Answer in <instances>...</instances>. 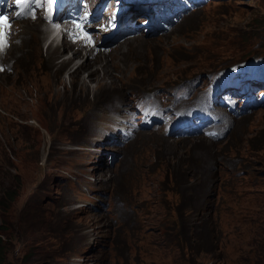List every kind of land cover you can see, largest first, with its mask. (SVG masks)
I'll list each match as a JSON object with an SVG mask.
<instances>
[{"label":"rangeland","instance_id":"rangeland-1","mask_svg":"<svg viewBox=\"0 0 264 264\" xmlns=\"http://www.w3.org/2000/svg\"><path fill=\"white\" fill-rule=\"evenodd\" d=\"M212 1L143 43L102 47L101 33L86 32L106 53L95 77L72 73L86 59L83 50L66 61L77 46L45 61L53 32L45 20L33 23L40 33L15 21L11 50L0 52V144L23 181L3 225L4 264H231L249 250L248 230L264 221V108L236 117L221 109L230 130L217 140L137 129L115 145L100 119L128 102L133 123L131 98L264 54V0Z\"/></svg>","mask_w":264,"mask_h":264},{"label":"bare ground","instance_id":"bare-ground-1","mask_svg":"<svg viewBox=\"0 0 264 264\" xmlns=\"http://www.w3.org/2000/svg\"><path fill=\"white\" fill-rule=\"evenodd\" d=\"M5 8H6V11H9V6H8V4H6V6H5ZM36 21L37 20H35V21H32V20H29L28 21V23L29 24H31L30 25V27H33L38 33H40V30L35 26V24H33V23H36ZM40 23H43V22H40ZM44 24V26L45 27H48L45 23H43ZM70 24H69V22H67L66 23V25H65V30H63V32H64V39H63V41L61 42V43H57L56 45H55V43L57 42L56 41V35L54 36V37H52V34H53V32L51 33V35H50V40H51V43L49 44V46L46 48V53L43 55L44 56V58H45V61L47 60V59H51V55H53L54 53H56V50L55 49H59V48H61V49H64V51H62V53H64L65 52V50L67 51V50H69V49H71V48H73V46H77V49L76 50H74V54L72 55V57H70V58H68V59H66V61L67 62H73V61H76V58H78V59H80L82 56L81 55H83V50L85 51L84 52V58L86 57V59H85V61H79V60H77L76 62V69L72 72V73H77L78 71H84V70H89V69H92L91 71H90V73L89 74H91V76L92 77H95V75H96V71L94 70L95 68V66L97 65V63H98V59H99V56H100V58L102 59L103 57H106V53L104 52L103 53V51L102 50H98L97 48H99L98 47V44L93 40V38L95 37V35L96 34H93L92 35V41H91V38H90V36L87 34V33H85V35H84V37L82 38V39H77V32H76V28L74 27V26H69ZM69 26V27H68ZM49 28V27H48ZM12 29V26L10 27V28H6V29H0V52H3L4 51V49L5 50H9L10 49V44H7L8 43V39H9V35H7L6 33H8L9 34V32H10V30ZM79 31V30H78ZM81 34V33H80ZM10 36H12V34L10 35ZM45 36V35H44ZM100 37V36H99ZM12 38V37H11ZM145 37H143V36H137V37H134V38H131V39H128L125 43H129L130 41H132L133 39H135L136 41L137 40H139V39H142L141 41H140V43H143V42H146V41H144V40H146V39H144ZM71 40V41H70ZM37 41V40H36ZM21 42V41H20ZM19 42V43H20ZM26 42H27V40H26ZM87 42H90L89 44H90V46H89V48H85V47H87ZM35 43V42H34ZM136 43H138V42H136ZM7 44V45H6ZM21 44V43H20ZM24 44V43H23ZM33 44V43H32ZM35 45V44H34ZM38 45V44H37ZM15 46V45H14ZM32 46V45H31ZM101 46L102 47H107V46H109V44L108 43H102L101 44ZM34 48V47H33ZM17 49V48H16ZM11 50V49H10ZM27 50V49H26ZM22 51V50H21ZM20 51V52H21ZM28 51V50H27ZM107 51V50H106ZM31 52V51H30ZM40 52H42L41 51V47H40ZM39 52V53H40ZM14 53H16V52H14ZM19 53V52H18ZM25 54H27L28 55V53H25ZM42 54H43V52H42ZM109 54V53H108ZM107 54V55H108ZM4 55V54H3ZM30 55V54H29ZM6 56V55H5ZM25 59V58H24ZM101 59H99V60H101ZM75 65V64H74ZM98 66L100 67V62H99V64H98ZM94 68V69H93ZM102 71H103V69L100 67V70H99V72H98V75L99 74H101L102 73ZM84 83L86 84V80L84 79ZM111 89H112V91H114V88L113 87H111ZM150 90V89H149ZM111 97V96H110ZM116 97V96H115ZM123 99V98H122ZM107 100V99H106ZM106 100H105V102H106ZM115 101V100H114ZM128 103V102H127ZM127 103H120V105L119 104H116V105H114L111 109H107L108 110V112H109V116L108 115H106V114H101V116H100V119H101V121L103 122V123H105V121L106 122H108V123H111V125L112 126H110V133H111V136L113 137V139H115V142H113L115 145H121L122 143H126V142H130V140L132 139V136L134 135V132L136 131V129H134L133 130V134H128V136L127 137H124L122 134H120L119 133V131H118V129L120 128H124V129H127V130H129L130 129V127H121L120 126V124L121 123H129V122H131V120L133 119L130 115H127V114H125L124 112H128L127 110H128V108L126 109L125 107H124V105H127ZM108 107V106H107ZM103 110V109H102ZM106 110V109H105ZM99 111V110H98ZM97 111H94V113H96ZM93 113V112H92ZM120 114L121 115H123L122 116V118H120ZM225 119L227 120V121H225ZM221 123H222V125L221 126H224L225 125V123H229V120H228V118L227 117H222L221 118ZM94 122H99V120H98V112L96 113V114H94ZM220 126V127H221ZM98 128V127H97ZM97 130H99V129H97ZM96 132V131H95ZM88 134H90L89 132H88ZM106 135H109V133H107ZM89 136V135H88ZM101 136H102V134H101ZM100 136V137H101ZM109 142H111L112 143V139H111V141H109ZM108 144V143H107ZM196 145V144H195ZM118 148H121L120 146H117ZM101 156H102V154H101ZM105 156V155H104ZM103 157V156H102Z\"/></svg>","mask_w":264,"mask_h":264},{"label":"trees","instance_id":"trees-1","mask_svg":"<svg viewBox=\"0 0 264 264\" xmlns=\"http://www.w3.org/2000/svg\"><path fill=\"white\" fill-rule=\"evenodd\" d=\"M14 154L8 146L0 144V264H4L9 256L5 241L8 234L3 225L6 224L7 215L14 209L22 191L23 179L20 168L13 164L11 159ZM11 169L16 171L15 175L10 173ZM248 233L254 236V239L243 243L249 250H240L236 259H231V264H264V221L255 231L249 229ZM247 253H250L249 257L246 256ZM181 263L185 264L183 261Z\"/></svg>","mask_w":264,"mask_h":264}]
</instances>
